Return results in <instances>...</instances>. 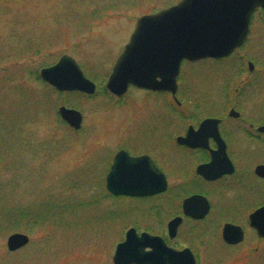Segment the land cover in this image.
<instances>
[{
    "label": "rangeland",
    "instance_id": "rangeland-1",
    "mask_svg": "<svg viewBox=\"0 0 264 264\" xmlns=\"http://www.w3.org/2000/svg\"><path fill=\"white\" fill-rule=\"evenodd\" d=\"M180 1L0 0V206L23 208L36 200H59L66 205L63 212L55 211L58 218L18 230L30 242L17 252L7 248L8 238L16 232H1L0 264H114L116 248L127 231L149 229L172 211L169 200L155 210L153 201L111 197L107 191L105 174L118 148L148 142L147 127L141 139L136 130L139 125L132 127L134 109L129 103H154L155 97L131 89L122 103H116L105 83L137 20ZM101 6L107 10L105 15L94 16ZM253 36L259 38L257 57L262 58L264 13L263 20L258 15L254 21ZM65 55L75 59L85 76L100 87L96 95L60 92L41 79V70ZM208 63L187 62L181 67L176 99L185 103L186 113L194 109V103H227L229 92L232 98L233 94L241 100L244 96V101L252 103L247 106L259 103L261 93L244 84L250 79L248 74L225 92L226 76H210ZM258 68L264 71V66ZM165 99L175 103L170 96ZM63 106L83 114L79 132L59 116ZM154 118L149 115L144 120ZM219 197L211 195L209 200L225 208L231 198ZM261 200L250 199L241 211L248 213ZM237 220L246 231L245 242L229 248L221 235L208 230L200 237L205 247L197 249L199 264H264V240L249 227L247 214ZM208 223L197 226L202 231L214 227ZM188 229H181L178 239L187 246L192 241Z\"/></svg>",
    "mask_w": 264,
    "mask_h": 264
},
{
    "label": "flooded vegetation",
    "instance_id": "flooded-vegetation-1",
    "mask_svg": "<svg viewBox=\"0 0 264 264\" xmlns=\"http://www.w3.org/2000/svg\"><path fill=\"white\" fill-rule=\"evenodd\" d=\"M263 13L264 8L255 10L251 17L247 38L231 54L223 58L191 62V64L209 62L210 76L214 73L226 76V79L224 78L227 81L226 87L222 89L225 92L231 89L236 79L239 81L241 75L248 74L250 79L244 84L246 88H256V91L261 93L258 97L259 103L247 106L252 103L244 101V96H242L243 100L240 96L238 99V95L235 94L232 98L229 92L227 103H194V109L186 113L188 110H184L185 103L176 101L169 92L145 90L134 86H130L127 91L128 93L131 89L141 90L148 97H155L154 103L152 101L129 103L134 109L131 117L132 127L134 129L139 125L136 130L140 132L138 133L140 139L143 137L141 134L143 128L147 127L148 142L139 147L125 143L118 148L105 174V187L107 189V176L119 152L124 151L134 159L147 158L146 161L151 167L146 164L143 171L150 168L159 171L167 182V189L164 192L148 197H130L113 195L107 191L111 197L153 201L154 205L152 204L151 207L155 210L157 208L161 210L163 203L169 200L171 203L169 210L172 209V211L167 213L162 223H156L149 229L140 227L135 230L139 235L148 233L160 236L167 246L173 249L179 251L190 249L195 256L196 264L200 263V254L197 249L205 247L200 237H203L208 230H214L218 237L221 235L224 246L238 247L245 242L247 234L237 219L247 214L249 225V216L264 207V103L262 102L264 101V71L258 68L259 65L264 66V55L261 54L262 58L257 57L260 53V46L257 44L259 38L253 36L254 21L258 15L263 20ZM216 67L220 69L216 70ZM99 88L97 87V91ZM235 91L237 92L238 89L236 88ZM110 96L116 100V103H122L125 97V95ZM169 96L175 103H167L166 99L163 100ZM157 99L159 103H156ZM149 115L155 118L145 121L144 119ZM142 122H145V125L142 126ZM191 129L197 135L185 144L183 139L187 138ZM201 166H208L209 178L198 174L197 170ZM173 177L176 179L172 181ZM170 193L171 196H169ZM195 195L205 197L210 205L209 213L200 220L185 215L183 209L184 201ZM211 195L229 197L231 200L225 203L224 208L222 205L217 206L214 200H209ZM260 197L262 200L257 201L256 208H252L249 214L241 211L242 204L249 202L250 199L253 201L254 198L260 200ZM176 218H181L182 223L177 229L176 236L172 238L169 224ZM208 221V225L214 227L202 231L197 226ZM226 224H233L243 229V242L235 245L225 242L223 230ZM184 227H189L188 235L192 239L188 246L178 241L181 229ZM251 229L256 233L253 228ZM256 235L260 240H264L257 233Z\"/></svg>",
    "mask_w": 264,
    "mask_h": 264
},
{
    "label": "water",
    "instance_id": "water-1",
    "mask_svg": "<svg viewBox=\"0 0 264 264\" xmlns=\"http://www.w3.org/2000/svg\"><path fill=\"white\" fill-rule=\"evenodd\" d=\"M258 8H264V0H181L158 13L142 16L112 69L106 83L107 91L122 97L130 86H134L169 92L175 97L183 61L223 58L231 54L247 38L251 17ZM40 76L60 92L94 95L97 90L96 84L86 78L76 60L68 55L54 66L42 69ZM59 114L74 130L82 128L80 111L61 107ZM195 135L191 129L183 143L188 144ZM146 160L119 152L107 176V190L113 195L130 197L164 192L167 189L165 177L154 168L143 171L146 164L151 167ZM197 172L210 177L208 166L199 167ZM183 209L185 215L200 220L207 216L210 205L205 197L195 195L184 201ZM181 223V218L170 222L172 238ZM249 225L264 238V207L249 216ZM223 238L229 244H239L244 240V231L239 226L226 224ZM29 242L27 235L15 233L8 238L7 247L14 252ZM113 263L196 264V259L190 249H173L161 237L148 233L138 235L131 229L117 246Z\"/></svg>",
    "mask_w": 264,
    "mask_h": 264
},
{
    "label": "trees",
    "instance_id": "trees-1",
    "mask_svg": "<svg viewBox=\"0 0 264 264\" xmlns=\"http://www.w3.org/2000/svg\"><path fill=\"white\" fill-rule=\"evenodd\" d=\"M114 6H116V4ZM101 7L102 8L94 10V16H100L99 18H102V14L105 15L107 10L105 6ZM83 18H86V16H83ZM2 130L5 131V129ZM1 195L3 197V193H1ZM36 201L23 208H16L13 205H7L5 207L0 206V233L3 231L18 232V230L23 229L28 225L31 226V224H33L35 226V224L40 221L49 222L52 220V218L59 217V214H54L55 211L59 212L62 210L63 212L66 207V205H61L59 200V202L55 200L57 202L51 201L50 203L37 201L39 204H37ZM25 230L30 232L28 229Z\"/></svg>",
    "mask_w": 264,
    "mask_h": 264
}]
</instances>
